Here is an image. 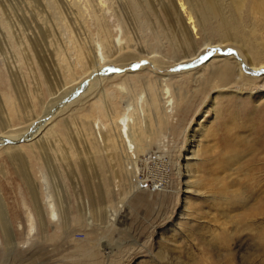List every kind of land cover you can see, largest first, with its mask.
Returning a JSON list of instances; mask_svg holds the SVG:
<instances>
[{
	"label": "bare ground",
	"instance_id": "1",
	"mask_svg": "<svg viewBox=\"0 0 264 264\" xmlns=\"http://www.w3.org/2000/svg\"><path fill=\"white\" fill-rule=\"evenodd\" d=\"M23 4L28 10L17 14L0 0V254L33 260L49 237L68 236L77 225V233L99 241L85 255L109 264L114 254L102 238L126 233L134 206L169 191L166 157L156 154L157 168L148 173L142 164L155 161L153 147H165L163 134L170 136L202 90L223 84L203 100L205 113L215 115L232 96L238 103L264 98V0ZM59 85L65 89L55 97ZM193 123L185 131V165L178 158L176 169L198 197L205 167L198 157L211 126ZM7 189L24 214L17 228ZM212 239L230 247L222 233ZM171 247L160 246V261L168 262ZM173 253L182 264L176 246Z\"/></svg>",
	"mask_w": 264,
	"mask_h": 264
},
{
	"label": "rangeland",
	"instance_id": "2",
	"mask_svg": "<svg viewBox=\"0 0 264 264\" xmlns=\"http://www.w3.org/2000/svg\"><path fill=\"white\" fill-rule=\"evenodd\" d=\"M3 1L17 14L21 8L28 10L25 4L21 5L23 0ZM222 85L212 82L206 86L188 113L182 112L180 119L171 126L170 136L163 134L165 147L160 151L157 146L153 147L152 158L156 154L165 156L171 166L169 191L153 197L148 203L134 206L136 213L126 233L116 232L102 238L109 249L107 252L112 250L114 254L109 264H178L173 253L175 246L182 264H264V98L259 103L253 99L238 103L232 96V99L220 101L217 110L221 115H215L213 110L205 113L203 100L208 97L210 101L218 96L216 93L220 89L217 88ZM58 87L55 97L65 89ZM201 120L211 126V134L202 141L208 140V143L200 147L198 158L205 161V167L199 174L203 184L198 188V198L188 194L189 180L187 177L180 179L181 169H176V163L180 158L185 165L186 128L192 121ZM154 162L150 163L152 166L142 164V172L148 173L150 167L156 169L157 161ZM8 169L13 180L18 181L14 171L9 166ZM34 172L39 178L38 170L33 171L35 176ZM47 173L51 172L47 170ZM148 186L154 189L152 181ZM6 197L17 228L24 214L10 189ZM190 198L198 200L196 208L188 212L186 204ZM76 229L77 225H73L68 236L59 239L58 233L52 235V240L49 237L33 260L29 254L20 256L13 251L10 256L0 254V264H97L98 261L85 254L89 249L88 255H91V247L99 243L98 238L94 234L86 239ZM216 233L230 237V247H220L214 242L212 238ZM17 238L21 240L22 236L17 234ZM164 238L175 243H165ZM170 244L168 262L160 261L157 256L160 246L169 247ZM101 264L107 262L101 260Z\"/></svg>",
	"mask_w": 264,
	"mask_h": 264
},
{
	"label": "snow or ice",
	"instance_id": "3",
	"mask_svg": "<svg viewBox=\"0 0 264 264\" xmlns=\"http://www.w3.org/2000/svg\"><path fill=\"white\" fill-rule=\"evenodd\" d=\"M113 71H116L115 69H113Z\"/></svg>",
	"mask_w": 264,
	"mask_h": 264
}]
</instances>
